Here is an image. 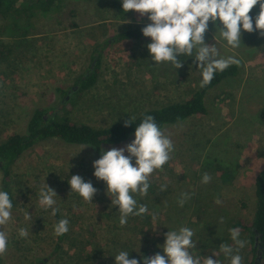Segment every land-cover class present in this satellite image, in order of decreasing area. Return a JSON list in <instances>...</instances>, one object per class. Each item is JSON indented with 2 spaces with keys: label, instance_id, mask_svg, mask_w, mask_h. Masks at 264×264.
I'll list each match as a JSON object with an SVG mask.
<instances>
[{
  "label": "rangeland",
  "instance_id": "obj_1",
  "mask_svg": "<svg viewBox=\"0 0 264 264\" xmlns=\"http://www.w3.org/2000/svg\"><path fill=\"white\" fill-rule=\"evenodd\" d=\"M18 1L25 6L29 2ZM258 11V5L252 9L253 20ZM29 13V17L0 19V142L24 131L33 108L57 100L56 88L73 86L93 62L98 44L120 32L141 30L149 22L145 17L137 23L139 14L124 12L122 0H57L48 10L32 7ZM19 27L26 29L24 37L18 34ZM215 31L210 23L207 43L215 42ZM215 35L220 55H233L240 63L234 75L207 91L204 114L162 128L174 142L172 158L149 177L148 194L136 196L138 203L148 206L152 225L148 229L135 225L137 216L119 224L118 206L111 205L105 183L93 175L92 162L97 158L91 147L44 139L12 167L9 183L15 204L11 220L3 226L9 240L0 264H115L119 251L132 256L138 242L152 239L156 252L163 254L159 245L164 233L181 226L195 233L194 256L203 260L215 253L220 264H230L220 245L233 243L229 233L233 223L251 222L254 181L264 158V124L257 115L264 106V37L242 31L241 46L232 49L218 32ZM149 42L150 37L111 39L99 49L97 83L67 107L70 118L103 127L187 99L201 82V69L192 57H180L184 63L179 69L170 63L155 64L146 47ZM133 139L105 145L102 151ZM204 173L211 177L206 184ZM74 174L91 180L98 189L92 203L71 192L68 180ZM1 178L0 171V190ZM45 182L58 194L57 212L69 220L59 249H55V216L39 204ZM161 184L167 185L165 191ZM183 192L191 198L181 207L178 200ZM26 212L32 221L25 220ZM20 228L28 230L27 238L19 237ZM238 229L247 241L240 253L243 264H250V232Z\"/></svg>",
  "mask_w": 264,
  "mask_h": 264
},
{
  "label": "clouds",
  "instance_id": "obj_2",
  "mask_svg": "<svg viewBox=\"0 0 264 264\" xmlns=\"http://www.w3.org/2000/svg\"><path fill=\"white\" fill-rule=\"evenodd\" d=\"M259 6L258 14H250L255 6ZM124 12L134 10L139 14L137 23L147 18L148 23L142 27L144 37H150L151 42L146 47L155 64L170 63L179 69L184 61L180 57H192L194 63L201 69L200 87L207 86L217 71H224L232 64L240 61L233 55L223 57L216 46V33L226 41L232 49H238L242 44V31L258 32L264 37V0H122ZM130 22V21H128ZM216 27L214 43L206 42L209 24ZM255 25V26H254ZM134 118L124 121V126L131 125ZM174 142L170 134L156 122L152 115H145L135 127L134 139L123 147H111L101 151L98 159L92 162L93 175L106 185V195L111 199L112 206H118L119 224L124 226L130 216L148 214V206L138 203L136 196L144 197L150 188L149 177L162 169L171 158ZM211 177L204 173L202 183L210 182ZM68 183L71 192L79 194L84 201L92 203L98 189L91 180L79 175H71ZM166 184L160 185L165 191ZM57 192L46 182L39 191V204L42 209H51L56 215L58 208L55 197ZM191 195L181 193L178 200L182 207ZM217 203H220L219 199ZM13 202L7 191L0 190V256L8 250V234L3 230L12 218ZM25 220L32 221L29 212L24 214ZM155 219V216L153 215ZM223 218H221V223ZM69 220L60 219L54 232L57 236L69 231ZM232 244H221L220 251L227 257L230 264H243L241 250L247 241L241 239L238 228L229 229ZM21 238H27L29 233L25 228L18 230ZM195 233L187 226L164 233V242L159 245L161 252L151 256H141L143 264H220L215 253L207 255L203 260L194 256L192 249L196 247ZM215 257V258H213ZM115 264H140L137 258H129V251L121 250L114 256Z\"/></svg>",
  "mask_w": 264,
  "mask_h": 264
},
{
  "label": "trees",
  "instance_id": "obj_3",
  "mask_svg": "<svg viewBox=\"0 0 264 264\" xmlns=\"http://www.w3.org/2000/svg\"><path fill=\"white\" fill-rule=\"evenodd\" d=\"M28 5L18 4V0H0V19L21 17L30 14L32 7L42 10H48L57 2V0H28ZM28 15L27 17H29ZM27 21V20H26ZM14 25L17 23L14 21ZM18 34L23 37L27 34L26 29L19 27ZM144 37L140 29H130L118 33L113 38L103 40L98 44L99 49L108 44L111 39L123 40L131 38ZM95 48V55L92 56L91 62L85 72L81 73L75 80L73 86L68 89L56 88L58 99L46 106H37L32 109L26 121L25 129L22 133L15 132L8 135L0 142V171L1 190L7 191L12 199L13 205L15 200L10 188L9 178L11 170L16 160L30 147L38 141L58 138L66 143L74 145H86L91 147L98 159L101 155L103 146L118 145L134 137L135 127L140 123L145 115H152L161 128L178 124L196 114L206 112L205 95L208 90L219 84L225 78L236 73L237 65L232 64L224 71H217L211 82L198 88L185 100L169 102L159 107L149 108L134 117L131 125L125 127L124 121L111 123L103 127H95L87 123L76 122L70 118L68 106L74 104L75 100L89 88L93 87L98 80L99 61L101 57L100 50ZM258 120L264 124V106L258 110ZM255 186V209L252 220L249 224L236 221L232 224L234 228H241L250 232L251 240V261L250 264H264V158L254 181ZM141 219L138 221V219ZM62 219L57 212L55 215V225ZM136 224H141L142 228L148 229L152 225V214L137 216ZM152 228V227H151ZM66 234L59 235L55 249L62 246L66 239ZM153 239L151 242H138L136 248L132 250V256L137 258L140 264H143L141 256H151L156 253ZM134 253V255H133Z\"/></svg>",
  "mask_w": 264,
  "mask_h": 264
}]
</instances>
